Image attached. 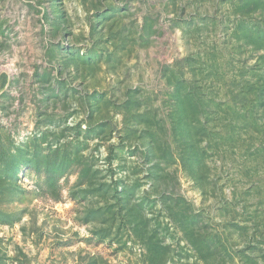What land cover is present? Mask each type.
Segmentation results:
<instances>
[{
  "label": "rangeland",
  "instance_id": "obj_1",
  "mask_svg": "<svg viewBox=\"0 0 264 264\" xmlns=\"http://www.w3.org/2000/svg\"><path fill=\"white\" fill-rule=\"evenodd\" d=\"M0 264H264V0H0Z\"/></svg>",
  "mask_w": 264,
  "mask_h": 264
}]
</instances>
